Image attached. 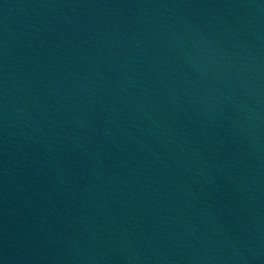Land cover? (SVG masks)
Wrapping results in <instances>:
<instances>
[{"label":"water","instance_id":"1","mask_svg":"<svg viewBox=\"0 0 264 264\" xmlns=\"http://www.w3.org/2000/svg\"><path fill=\"white\" fill-rule=\"evenodd\" d=\"M0 264H264V0H0Z\"/></svg>","mask_w":264,"mask_h":264}]
</instances>
